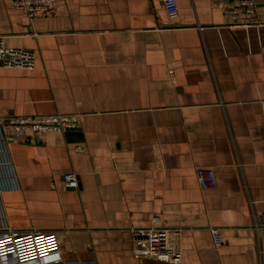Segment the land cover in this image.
<instances>
[{"label": "crops", "instance_id": "crops-1", "mask_svg": "<svg viewBox=\"0 0 264 264\" xmlns=\"http://www.w3.org/2000/svg\"><path fill=\"white\" fill-rule=\"evenodd\" d=\"M176 2L173 19L162 0H62L29 19L0 0L5 46L35 54L0 66V116H80L9 145L20 187L0 191V233H55L47 264H264V0L249 29L212 0Z\"/></svg>", "mask_w": 264, "mask_h": 264}, {"label": "built area", "instance_id": "built-area-1", "mask_svg": "<svg viewBox=\"0 0 264 264\" xmlns=\"http://www.w3.org/2000/svg\"><path fill=\"white\" fill-rule=\"evenodd\" d=\"M61 1L10 0L12 6L26 14L29 19L53 15L57 4ZM162 4L169 18L173 19L177 16L176 0H162ZM212 4L223 8V16L229 20L228 26L249 29L261 24L257 19L255 0H212ZM0 66L33 69L35 54L29 49L5 46L4 36L0 35ZM79 128L80 116L77 113L0 116V191L17 190L20 187L18 174L10 155L11 142L33 143L37 137L47 133L65 134ZM80 149L82 148L76 147V150ZM196 176L202 188L215 187L217 184L211 168H197ZM61 179L65 186L74 188L78 186V178L73 172L63 173ZM152 222L155 225L160 222L157 215L152 216ZM253 229L258 236L264 237V209L255 219ZM3 230L0 233V264H47L48 256L58 251L59 238L53 232L22 233ZM210 231L214 246L221 245L220 229L213 227Z\"/></svg>", "mask_w": 264, "mask_h": 264}]
</instances>
